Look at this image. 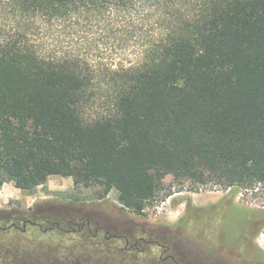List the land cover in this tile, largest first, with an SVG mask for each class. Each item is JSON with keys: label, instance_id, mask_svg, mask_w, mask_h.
Returning a JSON list of instances; mask_svg holds the SVG:
<instances>
[{"label": "trees", "instance_id": "trees-1", "mask_svg": "<svg viewBox=\"0 0 264 264\" xmlns=\"http://www.w3.org/2000/svg\"><path fill=\"white\" fill-rule=\"evenodd\" d=\"M0 1L34 24L72 27L71 43L97 29L130 56L46 53L28 29L0 24V187L31 195L52 175L69 177L95 201L115 191L136 215L167 175L242 194L264 188V0ZM7 215L0 264H62L50 233L79 232L31 208Z\"/></svg>", "mask_w": 264, "mask_h": 264}, {"label": "rangeland", "instance_id": "rangeland-1", "mask_svg": "<svg viewBox=\"0 0 264 264\" xmlns=\"http://www.w3.org/2000/svg\"><path fill=\"white\" fill-rule=\"evenodd\" d=\"M32 20L18 18L10 5L0 1V24L8 29H15L18 24L28 29L46 53L74 52L83 58L113 64L126 63L130 58L116 55L110 44L103 43L97 29L88 35V39H95L94 43L88 39L71 43L65 30L72 27L63 31L55 19L41 18L35 24ZM66 178L52 177L43 187L36 188L43 198L32 206L39 208L27 207L31 198L24 197L26 193L17 199L13 197V183L6 186L7 193H11L3 195L0 202L3 215L31 208L40 218L63 225L70 221L80 226L88 219L89 230L66 234L54 229L50 233L62 264H264L257 260L259 251L264 252V232L257 225L263 216L264 188L259 194H242L215 184L175 181L167 175L163 189L146 205L143 215H136L119 203L115 191L95 201L91 189L74 188L69 177L72 185L67 187ZM96 226L102 231L90 240ZM75 227L78 229V225ZM104 230L113 236L106 242L102 241ZM165 257H172L177 263L163 260Z\"/></svg>", "mask_w": 264, "mask_h": 264}, {"label": "crops", "instance_id": "crops-1", "mask_svg": "<svg viewBox=\"0 0 264 264\" xmlns=\"http://www.w3.org/2000/svg\"><path fill=\"white\" fill-rule=\"evenodd\" d=\"M56 176L57 175L50 176L49 179H48V181L50 182L51 181V178L52 177H56ZM66 179H67V182H65V185H67V187L71 186L72 185L71 180L68 177ZM54 180L56 181L57 178H54ZM11 183L12 182H7V183L5 182L0 187V202L3 199L2 198L3 195H6V194H10L11 193V192L7 193V189H6V186H10ZM38 187H40V186H38ZM49 189H52L51 186H50V184H49ZM60 191H63V189H60ZM34 192H37V193H32L31 195H25L24 196L27 199H30L31 198L30 202H29V200H27V203L29 202L28 205H27V207H31L35 203V201H37L38 199H42L43 198V195H42V193H41L40 190L39 191L37 190V191H34ZM12 195H13V197H15L17 199V197H19V196L20 197H23V192L20 189L14 187V191L12 192Z\"/></svg>", "mask_w": 264, "mask_h": 264}, {"label": "flooded vegetation", "instance_id": "flooded-vegetation-1", "mask_svg": "<svg viewBox=\"0 0 264 264\" xmlns=\"http://www.w3.org/2000/svg\"><path fill=\"white\" fill-rule=\"evenodd\" d=\"M40 206H38V205H35V206H32L31 208H39ZM34 214H36V212H35V210H33L32 211ZM4 213V212H3ZM3 213H1L0 214V219H2L3 217H6V216H8L7 214H5V215H3ZM70 222V221H69ZM74 224V223H73ZM81 225L79 226V223L78 222H75V224L74 225H78V230H79V232H82L84 229H86L87 228V230H89L90 229V227H89V224H90V221L87 219V220H83V222H81L80 223ZM24 225V224H23ZM55 227H59V222H55ZM77 228V227H76ZM102 231V229L101 228H99V227H97L96 226V229H95V231L93 232V234H92V238L93 239H95V238H97V236H99V233ZM107 230H104V235H103V237H104V240H110V239H112V237L113 236H109V235H107ZM125 243L127 244V239H126V241H125ZM137 243V241H135L134 242V245ZM108 244V243H107ZM110 246V245H109ZM111 247V246H110ZM166 249H163V252L165 251ZM163 260H172L173 261V258L172 257H165V258H163ZM173 262H175V263H177L176 261H173Z\"/></svg>", "mask_w": 264, "mask_h": 264}]
</instances>
